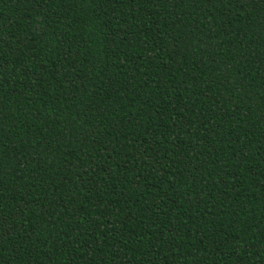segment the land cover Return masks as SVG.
I'll list each match as a JSON object with an SVG mask.
<instances>
[{"label": "trees", "instance_id": "obj_1", "mask_svg": "<svg viewBox=\"0 0 264 264\" xmlns=\"http://www.w3.org/2000/svg\"><path fill=\"white\" fill-rule=\"evenodd\" d=\"M0 264H264V0H0Z\"/></svg>", "mask_w": 264, "mask_h": 264}]
</instances>
